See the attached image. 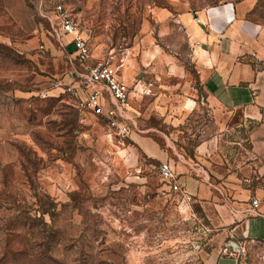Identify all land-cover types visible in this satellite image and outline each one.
Wrapping results in <instances>:
<instances>
[{"label": "rangeland", "instance_id": "obj_1", "mask_svg": "<svg viewBox=\"0 0 264 264\" xmlns=\"http://www.w3.org/2000/svg\"><path fill=\"white\" fill-rule=\"evenodd\" d=\"M188 1L198 9L226 0ZM58 4L87 34L93 61L125 57L127 81L151 87L132 95L128 133L54 88L79 67L53 30ZM166 5L0 0V264H204L217 255L264 264V239L232 237L198 199H183L159 175L158 149L164 160H187L200 178L222 184L225 202L227 183L254 188L264 177V158L250 142L256 123L205 102L192 46L152 17L153 7ZM257 13L264 17V0ZM144 24L163 50L151 68L140 53Z\"/></svg>", "mask_w": 264, "mask_h": 264}, {"label": "crops", "instance_id": "obj_2", "mask_svg": "<svg viewBox=\"0 0 264 264\" xmlns=\"http://www.w3.org/2000/svg\"><path fill=\"white\" fill-rule=\"evenodd\" d=\"M262 1L226 0L193 9L188 0H168V5L152 8V17L162 29L174 25L192 46L205 102L240 111L246 120L256 123L250 131V142L256 156L264 158V17L257 13ZM143 30L144 48L134 47V50H140L142 64L151 68L153 61L162 57L163 50L155 43L148 24H144ZM62 39L67 45L73 43L71 35ZM129 64L136 69L141 65L133 58ZM122 76L126 81L132 78L126 72ZM195 99L186 98V101L195 104ZM155 154L161 162L168 161L164 160L167 157L164 151L158 149ZM184 161L170 163L179 183L190 198L199 200L212 224L222 226L232 237L264 239V177L254 188L227 183L232 199L225 202L224 186L200 178L195 173L198 169H191L192 163ZM254 197L262 199V203L252 210ZM204 264H238V259L234 255L210 256Z\"/></svg>", "mask_w": 264, "mask_h": 264}, {"label": "built area", "instance_id": "obj_3", "mask_svg": "<svg viewBox=\"0 0 264 264\" xmlns=\"http://www.w3.org/2000/svg\"><path fill=\"white\" fill-rule=\"evenodd\" d=\"M55 20L52 26L60 45L78 61L79 67L73 68L62 82H57L56 90L67 93L75 108L79 111L92 113L106 120L109 127L117 132L128 133V121H133L130 115L131 98L136 92L150 93L151 87H143L141 81L129 83L122 76V68L126 58L116 59L113 53L103 59L93 61L92 49L87 34L81 30L76 17L64 4L55 7ZM71 35L76 50L71 53L63 36ZM145 89H147L145 91ZM48 96V94H47ZM161 179L169 184L171 189L182 195L183 199L191 200L183 185L178 181L177 173L169 161L161 162L159 166ZM264 189V183L262 185ZM262 203L258 197L252 198L251 209H257Z\"/></svg>", "mask_w": 264, "mask_h": 264}]
</instances>
